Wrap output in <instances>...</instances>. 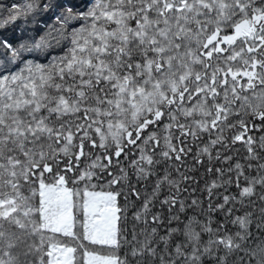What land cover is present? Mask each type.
<instances>
[{
  "label": "snow or ice",
  "instance_id": "1",
  "mask_svg": "<svg viewBox=\"0 0 264 264\" xmlns=\"http://www.w3.org/2000/svg\"><path fill=\"white\" fill-rule=\"evenodd\" d=\"M2 12L0 28L22 20L24 35L15 44L0 38V264H72L70 255L54 258V251L75 249L57 248L53 235H73L77 197L84 238L119 246V193L97 191V185L105 175L109 187L128 181L125 199L144 196L147 213L162 185L179 191L169 165L163 175L156 166L182 161L189 136L207 134L201 153L209 160V149L224 146L225 131L237 125L243 131L235 141L255 129L264 148V0H95L86 10L61 0H26L0 5ZM254 142L250 135L245 140L249 153ZM96 152L82 167L81 157ZM122 156L136 183L120 167ZM153 176L149 197L136 184ZM257 182L264 205V177ZM22 187L30 195L21 196ZM241 195L252 197L253 187ZM177 203L171 196L161 200L172 214L153 213L150 226L146 215L135 213L145 228L142 239L135 226L131 230V264H264V240L249 243L251 213L232 221L239 225L234 234L218 236L224 226L212 227L211 199L201 209L203 223L195 216L181 221L185 205ZM191 206L200 207L196 200ZM217 207L231 215L223 204ZM255 228L264 232V206ZM86 255L88 264H118Z\"/></svg>",
  "mask_w": 264,
  "mask_h": 264
},
{
  "label": "trees",
  "instance_id": "2",
  "mask_svg": "<svg viewBox=\"0 0 264 264\" xmlns=\"http://www.w3.org/2000/svg\"><path fill=\"white\" fill-rule=\"evenodd\" d=\"M26 0H0V5L12 6V5H23ZM62 3L73 5L75 4L81 10H86L91 7L95 0H61ZM6 17V12L0 13V20ZM51 20H48V23H51ZM43 23V21H42ZM23 21H16L14 23H9L4 27L0 28V38L10 39L14 44L21 41L24 33L21 31V26ZM37 63L43 62L42 60H37ZM251 119V117H248ZM256 124L259 125L260 121L257 119ZM243 131L237 125L235 128H230L225 131L224 136L226 140L224 141V146L220 144L215 147H211L209 150L212 152L213 158L209 160V157L206 154L201 153V149L208 146L209 137L207 134H203L199 139L193 140L190 136L185 140L182 145L188 151L185 155L182 156V161H166L162 162L160 165H157L159 169V174L163 175L164 164L167 163L169 167L166 169L170 173V178L178 181L179 191L175 187H171L166 183L161 186L156 200L153 201V204L149 205V211L144 213L142 202L144 196H141L140 199H137L134 195H129L127 200L125 196L127 195V185L128 181L120 180L117 184L109 185L106 183L108 177L105 175L104 180L101 181V185H97V191H113L119 193L116 198V207L119 209L117 216V229H118V245H104V244H93L91 241L84 238L83 232V222H84V213L82 210H79V198H75V203L77 208H75V219L77 223L75 224L73 237H65L63 234H49L53 235V240L56 239V243L63 245L65 247L74 248V264H85L86 253H93L99 256L105 257H114L117 259L118 264H131V261L134 259L131 255V249L133 242L131 240V230L135 226L137 232V239H142V236L139 233L145 228L143 224L139 221H134V215L137 212H141L147 216L149 220V226L151 225L152 214L161 215L167 217L172 213L168 212L167 205L161 206L160 201L167 198L173 197L177 200V207L179 202H183L185 209L180 213L181 221H185L187 218L193 216L196 217L201 223L206 219L207 214H202L201 209H206L209 200L213 205V211L210 213L213 219L212 227L214 229L223 225V229L217 233L218 236H223L225 231L229 234H234L238 228V224L232 223L237 216L244 217L246 213H251V219L253 224L251 225L253 240L249 241L252 246L259 243L261 240H264V232H257L255 228V222L257 221L260 215V208L262 202L258 199L260 192L262 191V186L257 182L253 185L252 181H258L261 177H264V169L258 167L259 164L264 163V148H261L259 137L262 133L258 130H252L246 133L244 140L235 141L234 136L240 134ZM252 136L254 139L252 153H249L248 146L245 143L248 136ZM215 138V137H213ZM173 143L180 144V140L174 139ZM163 141H161V146ZM159 151V149H157ZM219 153L220 158L217 159L216 154ZM100 155V152L94 153L92 157L85 160L81 157V166H88L92 163L96 156ZM255 155L257 159H251ZM230 157V159H227ZM132 157L129 156L128 160H131ZM155 160H160L161 157L155 156ZM101 163L107 164L106 159H102ZM236 164L241 165V170L236 169ZM251 165V167H249ZM120 167L125 168L129 173L130 180L133 183H136L135 176L132 174V169L128 166V161L121 157ZM180 169V173H183L188 178L181 180L180 173L176 169ZM211 169V170H209ZM97 171H100L97 169ZM113 175L119 176V172L113 167ZM155 176L149 177L147 182L141 181L136 184V187L140 189L141 192L146 193L149 197L153 191ZM147 184V187H145ZM215 184L216 187L213 188L212 185ZM121 185H124L121 188ZM244 187H253L254 195L252 197L242 196V190ZM211 188V194L209 189ZM21 196H28L30 193L27 189H20ZM224 196L229 197V201L224 203ZM196 200L200 207L191 206V201ZM35 202V198H33ZM223 204L224 209H231V215L228 216L226 212L217 206ZM175 211V209L173 210ZM175 224V222H173ZM165 225H161L159 231L160 234H163L165 230ZM150 230V227H149ZM199 231V227L197 228ZM123 233V236L121 235ZM127 236L128 242L125 243L123 237ZM202 239L206 240L207 236L202 235ZM51 250V248H49ZM15 251V250H14ZM23 259V256L20 257ZM50 259V257H46Z\"/></svg>",
  "mask_w": 264,
  "mask_h": 264
},
{
  "label": "rangeland",
  "instance_id": "3",
  "mask_svg": "<svg viewBox=\"0 0 264 264\" xmlns=\"http://www.w3.org/2000/svg\"><path fill=\"white\" fill-rule=\"evenodd\" d=\"M75 208H77V204L75 203V207L73 208V210H72V214H73V218H74V224H73V229H72V232H73V235L72 236H70V237H73L74 235H75V233H74V229H75V224L77 223V220L78 219H75ZM79 210H82L81 209V207H80V204H79ZM79 221V220H78ZM83 223H85V217H84V222ZM58 234V233H57ZM60 234H62V233H60ZM54 242L56 243V239H54ZM56 245H57V248H59V249H63V248H65V246H63V245H60V244H58V243H56ZM104 245H107V244H104ZM52 250V249H51ZM74 253H75V251H73L71 254H68V253H65V252H63V251H54V253H53V255H54V258L56 259V260H58V261H60V262H62L65 258H67L68 257V255H70L71 256V260H72V264H74ZM90 254H92L93 256H98V257H102V258H111V259H116V258H114V257H105V256H99V255H96V254H93V253H90ZM50 259H52V258H50ZM88 259H89V257H88V255H86L85 256V264H88ZM117 260V259H116ZM118 262V261H117Z\"/></svg>",
  "mask_w": 264,
  "mask_h": 264
}]
</instances>
